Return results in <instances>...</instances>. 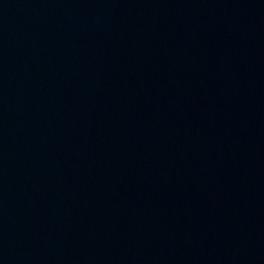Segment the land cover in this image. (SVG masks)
Here are the masks:
<instances>
[{
  "label": "water",
  "instance_id": "1",
  "mask_svg": "<svg viewBox=\"0 0 264 264\" xmlns=\"http://www.w3.org/2000/svg\"><path fill=\"white\" fill-rule=\"evenodd\" d=\"M0 264H264V0H0Z\"/></svg>",
  "mask_w": 264,
  "mask_h": 264
}]
</instances>
